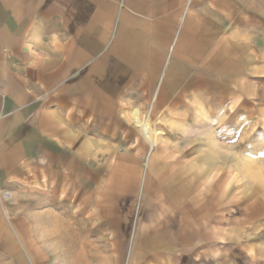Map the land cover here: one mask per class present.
Here are the masks:
<instances>
[{"label":"crops","instance_id":"1","mask_svg":"<svg viewBox=\"0 0 264 264\" xmlns=\"http://www.w3.org/2000/svg\"><path fill=\"white\" fill-rule=\"evenodd\" d=\"M196 99H264V0H0V264H56L19 198L68 191L77 212L103 205L76 221L98 264H257L194 161L159 148L139 172L132 116L154 147L148 101Z\"/></svg>","mask_w":264,"mask_h":264},{"label":"rangeland","instance_id":"2","mask_svg":"<svg viewBox=\"0 0 264 264\" xmlns=\"http://www.w3.org/2000/svg\"><path fill=\"white\" fill-rule=\"evenodd\" d=\"M140 113L139 119L151 126L147 124L149 133L151 128L157 133L153 147L135 123V116H132V122L146 147L138 165L141 176L154 170L146 168V163L151 153L159 148L163 157H176L181 163L194 161L196 168L205 173L203 180L195 181L196 188L203 191L205 198L216 197L217 201L221 198L222 202H226L229 222L237 221L246 228L245 242L259 247L257 264H264V155H261L264 153V99L153 100L148 101L146 110ZM133 167L136 165L133 164ZM141 190L137 205L146 195ZM19 199L25 208H36L37 219L30 222H34V230L48 242L56 264L99 263L91 256L102 250L103 239L99 235L98 240H94L96 243L81 244L76 221L101 218L104 214L101 203L94 205V211L90 204L84 205V211L80 206L77 212L79 197L75 191L61 196L60 203L47 206L43 204L42 196L22 194ZM136 216L137 212L133 213V234ZM113 245L114 252L118 253V237L111 250ZM86 253L89 259L83 258ZM129 263L128 258H116L114 264Z\"/></svg>","mask_w":264,"mask_h":264},{"label":"bare ground","instance_id":"3","mask_svg":"<svg viewBox=\"0 0 264 264\" xmlns=\"http://www.w3.org/2000/svg\"><path fill=\"white\" fill-rule=\"evenodd\" d=\"M147 126L148 125L146 124L145 127H144V133H145L147 139L151 141L152 140L153 133L152 132L149 133V130H148V127Z\"/></svg>","mask_w":264,"mask_h":264},{"label":"snow or ice","instance_id":"4","mask_svg":"<svg viewBox=\"0 0 264 264\" xmlns=\"http://www.w3.org/2000/svg\"><path fill=\"white\" fill-rule=\"evenodd\" d=\"M261 155H264V153H262Z\"/></svg>","mask_w":264,"mask_h":264},{"label":"built area","instance_id":"5","mask_svg":"<svg viewBox=\"0 0 264 264\" xmlns=\"http://www.w3.org/2000/svg\"><path fill=\"white\" fill-rule=\"evenodd\" d=\"M7 196V195H6Z\"/></svg>","mask_w":264,"mask_h":264}]
</instances>
